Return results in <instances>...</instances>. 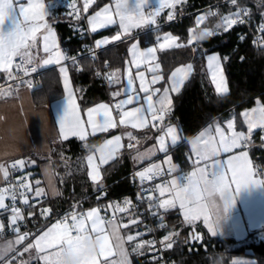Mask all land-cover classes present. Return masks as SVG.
Here are the masks:
<instances>
[{"label": "snow or ice", "instance_id": "snow-or-ice-1", "mask_svg": "<svg viewBox=\"0 0 264 264\" xmlns=\"http://www.w3.org/2000/svg\"><path fill=\"white\" fill-rule=\"evenodd\" d=\"M185 0H114L111 5L106 4L91 16L87 17V22L90 25L92 32L97 29H103L112 25H118L121 32L113 37L111 41H119L122 36L130 38L134 29H139L147 26L156 27L157 17L163 9L169 8L168 20L174 19V10L177 5L184 3ZM264 4V0H260ZM95 3V0H83L82 9L87 13L89 8ZM229 3L236 6V11L229 15L222 16L221 22L216 24V29L223 28L225 31L232 28L236 24L246 22L245 17L249 10L241 7L238 0H229ZM50 5L55 7L48 0H0V73H3L7 80L14 81L18 78L14 74L22 73L23 76H28L37 71L38 67L47 65H59V71L64 77V86L68 92L64 107L59 114L58 121L63 139H68L69 135L78 136L81 140L87 138V128L85 119L81 117L80 106L77 103L74 92L69 88L68 67L63 62L73 57L66 56L59 47L56 41L55 31L48 23V17L53 13L50 10ZM69 6L74 10L75 19L81 18V9L77 7V0H69ZM151 9L145 14L144 9ZM217 12H209L197 17L196 24L203 23L209 16H217ZM264 19V14H262ZM259 31L264 32V23L259 26ZM193 34L190 36L189 44L193 40L198 41L201 37L194 35V30H190ZM218 34L213 30L206 29L204 35ZM39 38V45L37 43ZM159 50L184 48L188 45L177 43L180 39L171 33H166L163 36L155 37ZM241 39H244L242 36ZM105 38L96 41L95 47L100 48L111 42ZM253 43H256L255 41ZM157 47H148L143 51L138 50V43H132L129 51L132 53L131 63L137 69L136 76L139 79V90L133 88L132 70H128L127 83L124 86V95L126 98L119 100L115 105V109L119 111V120L113 118L112 111L108 104H98L95 107L87 108L86 123L90 126L91 134L97 132H107L109 129L117 128L131 124L133 128H146L149 126V114H151V127L156 128L157 124L163 122L167 112L171 110L170 90L179 93L181 87L187 81L192 72L193 65L187 64L175 68L170 74V84L168 87L151 88L145 83V74L139 71L142 65L148 66V71L153 73L151 76V84L155 85L164 80L163 75H156L159 64L151 66V62L157 59ZM43 53L46 58L43 59L42 65H33L35 57ZM227 60V57L223 58ZM207 67L211 71V79L214 83L215 90L218 95L228 93L226 78L223 74V66L219 55H206ZM116 73L109 74L111 83H119V79L115 78ZM115 78V79H114ZM23 83L24 81L21 80ZM11 89V85H9ZM158 99L159 107L153 102V96L160 94ZM120 96L121 92L112 94ZM146 101V106L142 103ZM126 105H138L124 110ZM258 107L242 113L243 121L247 125V133L237 131L236 124L233 119L227 122L228 132L218 124L214 126L216 135H208L213 131V128L202 131L197 139L201 140L202 148L199 150L193 149L196 159L192 160L194 169L190 174L180 173L173 176L172 179L155 185L152 189H146V192H155L158 195H147L141 197L148 201V210L156 214L159 210L167 212L177 206L183 210L185 220L192 223L203 216L205 222L210 223L208 215V206L204 201H210L217 193L224 199V211L227 212L236 202L235 193H240L242 189L256 185L264 184V179H257V171L254 169L249 154L247 151H239L233 155L227 156L221 160V154L232 153L234 149H240L242 146H247L252 143L251 135L254 129H264V104L257 101ZM160 113V115H157ZM130 140H135L131 132L126 133ZM207 136V138H205ZM170 137L172 145L177 144L181 136L176 127L167 126L164 135L157 137L158 145L156 150L161 152L168 151V142L166 138ZM138 143V141H137ZM108 147L107 154L100 156L101 163H107L110 158H114V153L121 145V136L106 141ZM133 148L132 143L127 146ZM153 153V149L141 153L137 151L134 159L144 160ZM191 159V157H190ZM87 164L90 166L89 173L92 182L98 183L102 177L98 166L94 163V155H88ZM171 163L169 157L166 161ZM26 163L34 164L35 161H25L20 159L15 161L10 166L0 164V181L7 182V187H0V212L10 213L9 225L13 233L17 234L15 244H23L29 235L34 236V240L28 243L22 252H17L18 256H23L24 253L35 249L37 255L47 253L40 257L45 261V264H64L63 256L65 250H72L80 257V264H131L129 260L128 249L125 248V243L133 242L144 233L137 232L136 235L121 236L119 228L127 229L130 225L141 223L138 218H130L128 223L118 225L116 223L115 213H128L131 209L132 201L125 199L123 206L120 203H110L104 209L105 212L112 211V219H107L101 216V208L93 207L86 212L72 211L65 214L62 220L53 224L51 227L43 231L42 234L35 236L30 233H20V225L18 222L24 221V215L21 208L16 207L17 199L20 198L21 203L25 206L30 205L28 193L33 194V199L44 195V189L40 188V181H35V189L32 183L27 182V177H22L15 182L9 180V168L23 170ZM175 166L165 170L161 165L151 164L142 171L136 173V176L141 181L150 182L158 176L172 175L177 172ZM260 174H264L261 170ZM167 194L168 198L161 199ZM9 200L10 204L5 201ZM99 199V197H98ZM75 209V205L73 206ZM51 209H43L42 216H47ZM33 213H29L32 216ZM70 221V222H69ZM162 227L164 225H161ZM5 228V224L0 222V231ZM216 234L215 229L213 235ZM99 237L103 240L99 250L94 254L87 251V241L91 238ZM172 234L166 235L160 242L165 248L173 247L171 241ZM154 246L155 241H141L132 246V252L141 254V250L145 246ZM115 249V252H114ZM51 250V251H50ZM7 251H14L9 246ZM7 251L0 254V264H11V260L5 259ZM115 255L116 259H110ZM11 259H15L12 257Z\"/></svg>", "mask_w": 264, "mask_h": 264}, {"label": "crops", "instance_id": "crops-1", "mask_svg": "<svg viewBox=\"0 0 264 264\" xmlns=\"http://www.w3.org/2000/svg\"><path fill=\"white\" fill-rule=\"evenodd\" d=\"M96 1L97 0H95V3ZM186 1L187 0H185V2ZM45 2L47 3L48 0H45ZM185 2L176 6L174 10V14H180V13L185 12L184 11ZM51 3L55 5V7H52L50 5V10H52L53 13L48 17V23L51 26V28L55 31L56 41L59 44L60 49L66 55L67 51L69 50L67 49V46L64 45V43L62 42L61 26L65 22L67 23L69 22L70 24L71 19L66 14L64 7L60 3L59 0H51ZM113 3H114V0H108L106 3H104L103 5H101L95 10H93V6H94L93 4L88 10V16L93 15L95 11H98L101 7L105 6L106 4L111 5ZM170 11H173V10L169 8H165L162 10L160 15L157 17V26L163 23L164 21L168 20L167 17ZM144 12L145 14H147L148 8H145ZM197 17L198 16H193L194 25H192L188 29V40L187 41H183L180 38L179 34H175L171 32L170 30L163 29L165 26L161 27L160 30L158 31H155L154 30L155 27H151V26L134 29L132 31L131 36L133 34H137L135 37L126 38L122 36L121 40L119 41H111V37L121 32V29L118 25H112V26H109L103 29H97V31L95 32L91 31L93 37L95 38V41H99L105 38L111 41L110 43L101 46L102 49H105L107 47H110L112 45H115L127 39H130V43L128 47V56L125 59L124 66L121 69L113 68V72L116 73L115 78H118L120 82L119 83L110 82L108 85V97L94 104H91L85 108L81 107V104L79 102V98L77 95V90L73 82L72 74H73V70L76 69V64L74 63L68 64V63H65V61L63 62L68 67L69 88L74 92L77 103L80 106L81 117L85 119V126L87 128L86 140H88L91 137L113 131V133L106 136L98 145H96L95 148L91 152L87 153L83 157V160H82L83 164L81 168L85 173L84 181H87L90 183L91 190H94V192L105 190V187H107V184H108L106 183V178L111 173L108 169L105 171V168L109 166V164H112L117 159L121 158L123 155H126V157L129 158L130 169L132 165L134 166L145 165L146 167H149L151 164L160 165V163L165 159L166 156L171 155L173 157L170 151L171 148L178 146L179 144L183 142V138L180 133L179 127L176 124H171V123L165 124V121L168 118L170 112H172L173 96L177 94L175 92H172L171 90L169 92V95L172 101L171 110L167 112L166 114H164L165 115L164 121L158 123L159 126H162V129L160 133L156 136H154L153 132L158 126L156 128L151 127V119H150L151 114H149V120H150L149 126L146 128H133L131 124H128L125 126H120L118 124L117 128L115 129H109L107 132H97L95 135H92L90 126H88L86 123V110L87 108L95 107L98 104H102V103L108 104L109 108L112 111L113 118L116 119L117 121L119 120V111L115 109L114 105L119 100L126 98L124 95V86L127 83V76H128L129 69L132 70L133 88L136 89L137 91L139 90L140 81L136 76L137 69L135 68V65L131 63L132 53L129 51L132 43H138L139 51H143L148 47H157L158 49L156 52L157 59L151 62V66H155V64H159L160 67L157 69L155 74L158 76L159 75L164 76L163 66L159 60V51L161 50H159L158 45H156L154 42V38L156 36L158 35L163 36L166 33H171L172 35L180 38L177 41V43L185 44L188 46H195L199 41L208 37V35H204L206 29L213 30L214 32L225 31L223 28L216 29L215 27L217 23L221 22V19H219L214 24V27H211V26L205 25L206 20L203 23L197 25L196 24ZM88 26L90 28L89 24ZM190 30H194V35L196 37H201L198 41L193 40L191 44H189V39H190V36L193 34V32H191ZM37 43L39 45V38H38ZM165 50H168V49H165ZM213 54L219 55L221 57V63L223 66V74H224V77L226 78L227 86L229 89L228 93L222 94V96H224L230 93L229 81H228V77L225 71V63L229 59V54L220 53L219 51H214V52L208 53L207 55H213ZM224 57H227V60H224L223 59ZM44 58H46V56L41 52L38 56L35 57L33 64L42 65V61ZM205 61H206V67H207L206 57H205ZM189 63L193 65L192 62L182 63L174 67L171 70V72L174 71L175 68L180 67V66H185ZM59 68L60 66L55 65V64L38 67V70L40 71V73L46 70H49V69H53L58 75V80L60 81L61 87L63 90V95L60 98H57L56 100L52 101L48 105H36L35 104L34 98H33L34 86L32 88L28 87L27 81H24L23 83L22 82L13 83V81L7 80L6 76L3 73H0V84H3V86L0 88V164L9 166L12 162H15L20 159H24L25 161H29V160L35 161L34 164L26 163L23 170H27L29 172L35 173V176L32 178L30 182L33 184L34 189H35L34 182L37 180L41 182L39 187L44 189V195H42L39 198H36L39 200V202H41L43 199H46V198L49 199V198L58 197L61 195L62 191L66 192V190H76L75 184L71 181V179L69 180L71 175L68 178H64V176H61L60 171H59L60 169L56 168L52 160L46 158L52 151L53 143L58 142V141L69 140L72 138L81 140L78 136H71V135H69L68 139H63V136L60 131L58 117L64 107V103L67 99L68 92L65 89L64 77H63V74L59 71ZM193 70H194V65H193ZM13 71H14V74L17 75L15 69ZM139 71L144 72L145 83L150 87V89L151 88H161V90H163V88L168 87L171 82L169 79L171 72L169 73L167 77L164 76V80L158 82L155 85H152L151 76L153 73H150L148 71V66L142 65ZM207 72H208L210 82L212 83L213 88L215 90L214 83L212 82V79H211V71L208 69V67H207ZM38 76L33 78V82H35V79L38 78ZM9 85H11V89H9ZM184 85L181 87V90L183 89ZM118 91L121 92V95L114 97L112 94ZM160 96H162V91L160 94L153 96V102L157 107H159L158 99ZM142 103L146 106L147 102L142 100ZM135 106H138V105H126L124 107V110H129L130 108L135 107ZM256 107H258L257 102L254 106L240 111L239 114H240V117L242 118L243 126L236 125L237 131H244L245 133H247V125L243 121L242 113L245 111H250L251 109L256 108ZM159 114L160 113H157V115ZM229 119H233L236 124V111L234 109H228L225 112L221 113L217 117V119H215L212 123L206 125L196 134L191 136L188 141V146L190 148L189 156L187 153V160H188L187 165L188 166L187 165L182 166L177 163V166H178L177 170L178 171L182 169L187 170V168L189 167H194L192 161L190 162V160L196 159L195 152L193 151V149L199 150L202 148L201 140L197 139V137L202 131H205L206 129H209V128H213V131L211 133H208V135H216V133L214 132V126L218 124L219 126L225 129V132H228L229 130L227 129V122L229 121ZM169 125L177 128L181 136V139L177 142V144L172 145L170 141V137L166 138V141L168 142V151L167 152L158 151L156 150V146L158 145L157 137L164 135V131H166V128ZM257 130H263V133H264V129H261V128L254 129L251 135V141H252L251 144L247 146H242V148L240 149H234L232 153H228V154L222 153L220 156V159L224 160L227 158V156L233 155L239 151H247L249 154V159L251 160L254 169L258 173L256 178L264 179V174H260L262 169L257 166L255 161L253 160V157L250 151V148L256 142L254 139V133ZM128 132L132 133V135L135 137V140H130L127 137L126 133ZM115 136H121L122 147L116 150V152L114 153V158H110L107 163H101L100 156L102 154L106 155L108 152L106 141L114 138ZM205 138H207V136ZM86 140H83V141H86ZM130 143L134 145V147L131 149L127 147L128 144ZM262 144L264 145V138L262 140ZM149 149H153V153L147 159H144V160L134 159V157H136L137 155V151L144 153V152H147ZM88 155H94V163L98 166L100 175L102 177V179L98 183L92 182L90 178L89 173L91 171V168L90 166H88L87 160H86ZM188 157H191V159L189 160ZM39 158H42V160H40ZM36 166L39 167L38 173L35 169H33ZM161 166L163 168L170 167V165H161ZM177 175H179V173ZM2 183H4V181H0V185ZM153 195L155 196L158 194L154 192ZM235 198H236L235 204L227 212L224 211V199L218 193L214 197H212L210 201H204V203L207 204L208 206V215L210 217V223L212 225L211 227L209 226V223L205 222L203 216H201L200 219L192 223H189L188 221L187 223H185L183 220V217H182V220L185 224L191 225L195 229L197 227L199 231L198 230L196 231L198 232V234H201V235L204 230H206L208 233L213 235V230L215 229L216 231L215 235L233 236L237 239H244L248 237L249 235H251L252 233L255 237V240L257 241L264 240V184L260 186L250 185L242 189L240 193H235ZM162 199H166V198L162 197ZM93 207H96V206L94 205L89 206L86 209V211L90 210ZM46 209H51V212L53 211L52 207L50 206L46 207ZM173 210L180 212V208L178 206L168 211H173ZM163 212L165 211L163 210ZM10 215L11 214H8L7 218H3L2 216H0V222H3L5 224V228L3 230L10 227L9 225ZM130 218L132 219L136 218L133 209H129V212L126 214L119 213V217L116 220V223L118 225L128 223ZM162 219H163V215H162ZM53 224L55 223H52V224H49L43 227L42 229L39 230V232L35 236L42 234L43 231H46L47 228L51 227ZM137 232H140L138 224L130 225L129 228L127 229L119 228V234L125 237L127 235H136ZM169 234H172V232L170 231L166 235H169ZM16 238H17V234L3 237L0 231V254L5 253L9 249V246H11V248L14 249V251H7V255L5 257L6 261L8 260V258L11 259L13 257V254L17 256L16 258H19L20 256L17 255V252H22L23 248L28 243H31L34 240V237H33L32 239L28 241L25 240L23 244H15L14 242ZM195 239H198V238H195ZM139 242L140 241L138 237L136 241L127 242L124 245L125 248L128 249L129 260L131 261V264H133V255H139V256L144 255V249L141 250V254L133 253L131 250L133 244L139 243ZM114 252H115V249H114ZM46 254L47 253H40L38 256L36 250L32 249L30 250V252L24 253L23 254L24 257L23 256L22 257H23L24 262H27L29 260H36L37 258H40ZM116 258L117 257L113 255V257H111L110 259H116ZM250 260H251L250 262L254 261V259L252 258H250ZM41 261L43 262V264H45V261L43 259H41Z\"/></svg>", "mask_w": 264, "mask_h": 264}, {"label": "trees", "instance_id": "trees-1", "mask_svg": "<svg viewBox=\"0 0 264 264\" xmlns=\"http://www.w3.org/2000/svg\"><path fill=\"white\" fill-rule=\"evenodd\" d=\"M108 0H97L93 10L97 9ZM217 0H187L184 11L193 12ZM250 6V14L255 19H261L264 4L260 0H243ZM224 10H229L224 7ZM220 16H213L205 22L206 26L214 27ZM194 25L193 16L184 17L182 20L165 26L163 29L179 34L183 41L188 40V29ZM241 26L234 25L227 31L216 32L199 41L195 46L173 48L159 51V60L163 66L165 77L179 64L192 62L194 70L186 81L183 89L173 96L172 112H170L165 124H176L179 127L183 142L171 148L174 159L182 166L188 163V141L206 125L212 123L217 117L228 109L236 111V125L243 126L240 111L256 104L257 100L264 103V43L254 44L251 37L239 40L238 32ZM62 42L69 51H75L81 47L85 40L73 37L69 22L61 26ZM130 39L121 41L115 45L102 49L100 60L108 63L114 69H121L128 56ZM219 51L229 54L225 63V71L228 77L230 93L218 95L210 82L205 57L208 53ZM82 68L77 72L73 70V82L82 108L94 104L108 97V87L102 85L96 78L91 57L81 59ZM47 73V74H45ZM63 95L58 75L53 69L41 72L35 79L33 98L36 105H48ZM162 126H158L154 136L158 135ZM112 132L100 134L86 141L72 138L58 141L52 144V151L46 157L53 161L57 169L64 171L72 164L81 165L83 157L91 152L106 136ZM263 130L254 133L255 144L250 148L253 160L264 170V145L261 134ZM42 160V158H39ZM62 166V167H60ZM39 172V167L33 168ZM111 173L106 178L105 190L94 192L90 183L85 180L82 168L71 174V181L76 190L62 191L55 198H46L39 202L32 211L39 207L46 209L52 207L50 214H59L65 208L76 204L78 207L92 206L99 201L100 194L108 197H119L130 194V160L123 155L105 168ZM71 182V183H72ZM8 212L0 213L7 218ZM162 221L165 234L172 232L171 248L172 258L176 264H236L235 257L249 256L254 259L252 264H264V240H255L251 233L244 239L233 236L212 235L206 230L202 233V239H195L190 235L193 226L187 225L182 220L180 212L173 210L163 212ZM196 230L198 228L196 227ZM199 231V230H198ZM24 257V256H23ZM23 257L10 259L11 264H43L40 258L24 262ZM133 264H148L146 256L133 255ZM248 264V263H246Z\"/></svg>", "mask_w": 264, "mask_h": 264}, {"label": "built area", "instance_id": "built-area-1", "mask_svg": "<svg viewBox=\"0 0 264 264\" xmlns=\"http://www.w3.org/2000/svg\"><path fill=\"white\" fill-rule=\"evenodd\" d=\"M60 3L63 5L66 14L71 19L69 27L72 31V36L77 37L80 39L85 40L84 44L76 49L75 51H67L66 56L75 58L74 60L69 59L66 60L65 63H74L76 64V71L78 72L82 68L81 59L84 57H91L94 60L93 70L95 73L96 78L100 81V83L106 87H108L110 81L108 79L109 74L113 73V68L108 63H103L100 60V52L102 48L95 47V38L92 35V32L88 26L87 17L88 12L84 13L82 9L83 0H77V7L81 9V18L79 20L75 19L74 10L69 6V0H59ZM238 3L241 7H245L249 10L248 15L245 17L246 22L243 24H236L241 26L240 31L238 32L239 40H244L245 38L251 37L252 42H256L254 44L262 45L264 43V32L259 31V26L264 23L263 19H255L251 16L250 6L243 2V0H238ZM224 7L228 8L229 10H224ZM151 9L148 8V12ZM236 6H233L229 3V0H217L212 2L196 11L193 12H184L180 14H174V19L169 21H164L163 23L159 24L154 28L155 31L160 30L161 27L170 25L172 23L178 22L182 20L184 17L187 16H200L202 14H207L209 12H217L218 16L222 17L225 15H229L236 11ZM213 16H209L207 20H209ZM137 34H133L131 36L135 37ZM160 36V35H158ZM244 39H241V37ZM154 42L158 45L156 39L154 38ZM36 66L35 64L30 65L29 67ZM40 71L37 68V71L31 73L28 76H23L22 73H17L18 78L13 81V83H18L23 81L28 82V87L32 88L34 86L33 78L38 76ZM3 84H0V88ZM160 115V114H159ZM159 126V124H157ZM261 137L264 138V133L261 134ZM12 162L11 164H13ZM10 164V165H11ZM9 165V166H10ZM146 168L145 165H132L130 169V184L132 186V190L130 194H123L119 197H108L106 194H100L99 201L94 204V206L101 208V216H105L107 219H112V211L109 210L105 212L104 209L110 203L116 202L120 203L123 206V201L125 199L132 201V208L135 214L136 219L138 218L141 223H138L139 231L144 233V235L139 237V241H155L154 246L146 245L144 248V255L146 256V260L148 264H176L175 260L172 258L170 253L171 249L165 248L160 242L166 236L163 232L164 225L162 221V214L163 210H159L156 214H153V211L148 210V201L146 199H141V197L147 195H153L154 192L149 193L146 192V189H152L155 185L161 184L163 182L168 181L172 176L176 174H180L181 172L186 174V170L182 169L179 170L172 175H168L165 172V175L158 176L156 179L150 182L141 181L139 177L136 176V173L142 171ZM169 167L164 168L167 170ZM35 176L34 172H29L27 170H20V169H11L9 168V180L15 182L22 177H27V182L30 183L32 178ZM7 182H4L0 185V187H7ZM28 199L30 205L33 207L25 206L21 203L20 198L17 199L16 207L21 208L22 213L24 215V221L18 222L20 225V233H30V234H37L40 229L43 227L57 223L58 221L62 220L65 214L70 213L72 211L76 212H85L86 209L89 207H78L76 204L71 205L70 207L65 208L59 214H48L47 216H42L40 213L44 209L39 207L35 211H32L33 208L39 203L38 199H33V194L28 193ZM154 196V195H153ZM162 199V198H161ZM6 204H10V201L6 199ZM75 205V209L73 206ZM29 213H33L32 216H29ZM116 220L119 217V212L115 213ZM70 222V221H69ZM1 235L3 237L15 235L12 232L11 227L6 228L5 230L1 231ZM34 236L29 235L26 241L32 239ZM170 242V241H169Z\"/></svg>", "mask_w": 264, "mask_h": 264}, {"label": "rangeland", "instance_id": "rangeland-1", "mask_svg": "<svg viewBox=\"0 0 264 264\" xmlns=\"http://www.w3.org/2000/svg\"><path fill=\"white\" fill-rule=\"evenodd\" d=\"M155 2V1H154ZM262 14H264V10L261 12V19H262ZM264 20V19H263ZM259 102H260V104H264L261 100H259ZM189 154H190V148H189V146H188V156H189ZM171 158V163L169 164V163H167L166 161L168 160V158ZM189 158V160H190V157H188ZM83 160V159H82ZM192 160H190V162H191ZM177 163L179 164V165H181L180 164V162H178V161H176V160H174L173 159V157L171 156V155H169V156H166L165 157V159L160 163V165H170V167L171 166H175L176 167V169L178 168V166H177ZM82 162H81V165L79 166V165H75V164H72L71 166H69L68 168H65L64 169V171H61V170H59L60 171V174H61V176H64V178H68L73 172H75L77 169H79V167L81 168V166H82ZM188 166V165H187ZM60 167H62V166H60ZM166 167V166H165ZM193 169H194V167H189V168H187V172H186V174H190L192 171H193ZM63 174V175H62ZM174 176H177V174L176 175H174ZM173 178V176L170 178V179H172ZM169 179V180H170ZM164 198H168V196L166 195ZM180 212H181V214H182V217H183V220H184V222L185 223H187V220H185V218H184V215H183V210L182 209H180ZM134 219H136V218H134ZM20 250V249H19ZM15 256V254H13V257ZM15 257H17V256H15ZM8 260H10L9 258H8ZM251 260H250V258H249V256H240V257H235L234 259H233V262L234 263H236V264H246V263H248V264H252V262H250Z\"/></svg>", "mask_w": 264, "mask_h": 264}, {"label": "clouds", "instance_id": "clouds-1", "mask_svg": "<svg viewBox=\"0 0 264 264\" xmlns=\"http://www.w3.org/2000/svg\"><path fill=\"white\" fill-rule=\"evenodd\" d=\"M102 243L103 240L99 237L89 239L87 241V251L94 254L99 250ZM63 260L64 264H80V257L72 250H65Z\"/></svg>", "mask_w": 264, "mask_h": 264}, {"label": "water", "instance_id": "water-1", "mask_svg": "<svg viewBox=\"0 0 264 264\" xmlns=\"http://www.w3.org/2000/svg\"><path fill=\"white\" fill-rule=\"evenodd\" d=\"M192 234L194 235L195 238H198L199 241H201L202 235L201 234H198V232L196 231L195 228H193L192 231H190V235H192Z\"/></svg>", "mask_w": 264, "mask_h": 264}]
</instances>
